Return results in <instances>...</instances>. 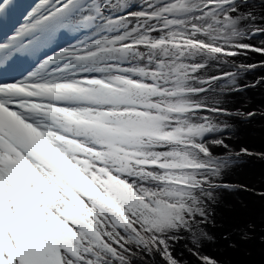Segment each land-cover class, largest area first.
I'll return each mask as SVG.
<instances>
[{
  "label": "snow or ice",
  "instance_id": "obj_1",
  "mask_svg": "<svg viewBox=\"0 0 264 264\" xmlns=\"http://www.w3.org/2000/svg\"><path fill=\"white\" fill-rule=\"evenodd\" d=\"M258 91L264 0H0V264H264Z\"/></svg>",
  "mask_w": 264,
  "mask_h": 264
},
{
  "label": "bare ground",
  "instance_id": "obj_2",
  "mask_svg": "<svg viewBox=\"0 0 264 264\" xmlns=\"http://www.w3.org/2000/svg\"><path fill=\"white\" fill-rule=\"evenodd\" d=\"M243 75L238 78V79H243ZM251 98L253 100L254 103H261L264 102V91H258V92H253L251 93ZM225 99H229L228 97H225ZM232 103H236L237 100L236 99H232L231 101ZM264 126V123H257L256 125H254V128L256 129V133L254 134V139L255 142L257 144H259V131L261 129V127ZM261 168L259 166H255L249 173V175L253 176L254 178H256L257 180H259V176L261 173Z\"/></svg>",
  "mask_w": 264,
  "mask_h": 264
}]
</instances>
